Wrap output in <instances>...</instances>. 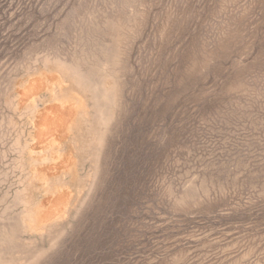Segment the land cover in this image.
<instances>
[{"label": "rangeland", "instance_id": "rangeland-1", "mask_svg": "<svg viewBox=\"0 0 264 264\" xmlns=\"http://www.w3.org/2000/svg\"><path fill=\"white\" fill-rule=\"evenodd\" d=\"M0 264H264V0H0Z\"/></svg>", "mask_w": 264, "mask_h": 264}]
</instances>
